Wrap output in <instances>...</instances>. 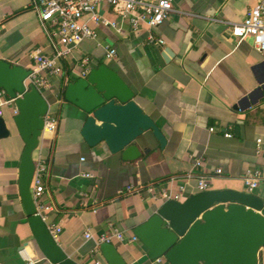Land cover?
<instances>
[{"label":"crops","instance_id":"1","mask_svg":"<svg viewBox=\"0 0 264 264\" xmlns=\"http://www.w3.org/2000/svg\"><path fill=\"white\" fill-rule=\"evenodd\" d=\"M258 1L173 0L170 18L152 31L143 26L132 32L109 7L101 14L119 22L121 33L90 23L98 39L79 45L66 64L68 81L58 79L52 91L43 93L59 126L55 134H43L34 153L35 163L42 159L47 166L43 203L53 206L47 224L61 226L59 246L72 260L105 264L100 248L96 253L99 237L117 229L129 239L163 204L139 191L151 183L162 189L172 177L193 171L208 176V190L249 193L245 174L259 171L262 180L251 194L264 201V154H257V141L264 142V91L247 99L262 87L264 51L252 37L238 43L231 34ZM151 34L165 44H150ZM104 46L115 48L117 57L107 60ZM167 49L172 54L168 62L163 57ZM37 50L52 54L31 0H0V61L30 69V55ZM86 56L92 59L91 69L106 64L132 87L138 104L166 137L164 149L151 132L138 141L149 152L134 162L111 154L104 143L93 148L85 143L81 129L87 116L66 100L59 103L57 95L80 79V61ZM14 116L11 107L3 108L11 134L0 140V264H52L39 251L22 205L19 167L25 144ZM88 173L94 178L84 177ZM131 185L138 192L120 194ZM199 192L197 179L188 181L184 200ZM88 231L94 239H86ZM112 243L127 264H150L140 241ZM259 264H264V248Z\"/></svg>","mask_w":264,"mask_h":264},{"label":"water","instance_id":"2","mask_svg":"<svg viewBox=\"0 0 264 264\" xmlns=\"http://www.w3.org/2000/svg\"><path fill=\"white\" fill-rule=\"evenodd\" d=\"M168 56L172 54L167 49L163 54L167 62ZM29 75L30 71L22 66L0 61V90L16 99L18 114L13 122L25 144L19 167L22 205L42 255L52 264H78L52 237L47 222L36 214L32 195L34 153L50 105L35 86L27 90L24 82ZM261 84L247 99L264 91V81ZM64 98L87 116L81 136L91 148L104 143L111 154L134 162L149 152L138 143L147 132L162 149L167 145L156 121L138 104L137 93L106 64L68 84ZM10 134L5 118L0 116V140ZM134 235L146 247L149 261L164 257L169 264H259V253L264 248V201L232 189L199 192L182 202L163 203L134 229ZM99 248L105 264H127L113 243H103Z\"/></svg>","mask_w":264,"mask_h":264},{"label":"built area","instance_id":"3","mask_svg":"<svg viewBox=\"0 0 264 264\" xmlns=\"http://www.w3.org/2000/svg\"><path fill=\"white\" fill-rule=\"evenodd\" d=\"M31 7L37 12L41 21L42 27L49 39L52 54H45L41 50L31 53L33 65L30 69V75L24 82L27 90L31 86H35L41 93L52 91L54 83L59 79L68 81V71L66 69L67 62L72 58L73 51L86 40H97L98 33L93 29L90 23L103 27H113L118 32H122V27L119 22H110L102 14L103 7H109L111 11L122 22H127L130 25L132 32H138L143 26H147L149 30L159 28L167 21L174 12L173 0H31ZM231 34L238 43L245 40L247 37L254 39L255 46L259 51H264V0H259L258 3L250 9L246 18L242 23L234 25L231 28ZM150 44L164 45L163 39H157L153 34L149 36ZM107 60H112L117 57V51L110 46L103 47ZM81 71L77 73L78 77L86 78L91 71L92 59L88 56L80 61ZM21 97L18 94V98ZM59 103L65 101L64 91L57 95ZM11 107L14 114H18L16 107V99L10 98L5 90H0V116H3V108ZM45 127L44 133L55 134L59 126V118L50 113V107L47 115L44 118ZM214 132V129H210ZM42 134V136H43ZM226 137H231L226 134ZM257 154H264V142L257 141ZM197 166H202L201 161H197ZM35 175L32 184V195L36 206V214L43 221L47 222L48 213L53 211V206L43 203V195L45 192L44 177L47 171L45 161L39 159L35 163ZM221 170H217L216 174H221ZM84 177L93 179L91 173L85 174ZM197 179V187L200 192L209 189L208 176L205 174H197L188 172L181 176L172 177L169 185L160 189L159 183H151L146 187H141L140 190L146 191L152 195L154 200H160L163 203L175 200L183 201L185 184ZM262 175L259 171H248L245 174L244 181L249 193H252L259 187ZM179 182V183H178ZM176 184V189H173L172 184ZM138 192L134 186H128L120 192L121 195H128ZM82 197H87L82 194ZM50 234L59 244V237L62 233L60 225H48ZM87 240L94 239L90 231L85 233ZM116 239L120 242L129 243L138 242L139 239L133 235L126 239L125 235L117 229L112 233L102 235L97 240V250L103 243H112ZM95 264H101L96 261ZM150 264H169L164 257L150 261Z\"/></svg>","mask_w":264,"mask_h":264},{"label":"rangeland","instance_id":"4","mask_svg":"<svg viewBox=\"0 0 264 264\" xmlns=\"http://www.w3.org/2000/svg\"><path fill=\"white\" fill-rule=\"evenodd\" d=\"M5 113H6V115L9 117V113H10V111H9V109H5ZM7 118V117H6ZM14 118V117H13ZM13 118H12V122H13ZM11 119V118H10ZM8 120V119H7Z\"/></svg>","mask_w":264,"mask_h":264}]
</instances>
